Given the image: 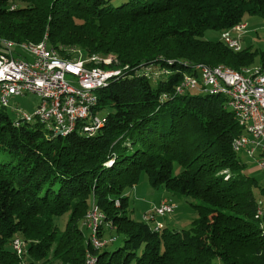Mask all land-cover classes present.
<instances>
[{
  "label": "trees",
  "instance_id": "16d2710c",
  "mask_svg": "<svg viewBox=\"0 0 264 264\" xmlns=\"http://www.w3.org/2000/svg\"><path fill=\"white\" fill-rule=\"evenodd\" d=\"M246 16L264 18V0H0L1 38L45 43L65 60L113 59L108 68L122 70L98 92L96 113L107 114L91 136L16 127L0 108V264H85L87 255L95 264H264L254 195L264 188L233 149L245 131L222 95L175 93L198 65L264 70V51L255 63L250 49L204 39ZM150 65L168 70L152 80ZM143 174L197 202L190 229L155 232L128 215ZM94 206L104 216L98 237L114 236L100 249L83 232Z\"/></svg>",
  "mask_w": 264,
  "mask_h": 264
},
{
  "label": "built area",
  "instance_id": "2783aa9c",
  "mask_svg": "<svg viewBox=\"0 0 264 264\" xmlns=\"http://www.w3.org/2000/svg\"><path fill=\"white\" fill-rule=\"evenodd\" d=\"M226 45H237L241 38L227 39L221 36ZM102 64L104 67H92V73H83V65ZM113 63L102 59L94 62H83L80 60H68V64H59L54 61L51 54L45 50H37L35 54L23 53V51H12L8 46L0 45V77H24L26 87L9 88L1 90L0 102L7 108L12 100L27 95H34L40 99V104L34 116L23 113L19 108H14V124L18 125V119L34 120L43 127L53 128V120L63 121L64 130L71 129V122H79V130L90 135V128H97L101 123L96 111L95 115L87 114V106L91 96H85V100L65 99V91L76 90L85 93L89 86L96 85L100 81H111L122 75V70L108 68ZM126 69V68H125ZM168 69L150 65L143 69V74L154 80L166 73ZM68 77L71 79L69 80ZM73 80V81H72ZM220 85L231 86L241 95V104H235L239 109L238 124L245 131L246 135L239 137V143H246L249 159H251L250 144L258 143V149L264 151L261 145L264 141V117L262 111H256V103H263L264 108V71H257L250 75V78H235L233 74L225 71L197 70L196 75H182V80L175 87V93L197 88L218 89ZM42 91H53L54 103H44ZM166 97V96H165ZM48 109H56V117L48 116ZM256 167L264 171L262 161L253 160ZM177 204L169 199H163L159 205L143 215L151 226L162 224L160 219L172 215L177 210ZM96 218V212H94ZM93 218V219H94ZM18 250L26 251V245L15 240Z\"/></svg>",
  "mask_w": 264,
  "mask_h": 264
},
{
  "label": "bare ground",
  "instance_id": "6f19581e",
  "mask_svg": "<svg viewBox=\"0 0 264 264\" xmlns=\"http://www.w3.org/2000/svg\"><path fill=\"white\" fill-rule=\"evenodd\" d=\"M247 30L246 23H240L237 26L233 27L231 30L224 32L221 34V36L225 35V38L227 39H234L237 38L232 35V33L236 34L238 33V37L241 38V34H244ZM225 44V43H224ZM0 45L1 46H8L9 49L12 51H23V53L27 54H35L37 50H45L46 53H49L52 55L54 61L58 62L59 64H68V60L61 59L54 50L49 49L45 43H39V44H33V43H16L13 41H9L7 39L0 37ZM226 45V44H225ZM230 50L234 52H240L241 49V40L240 42H237V45H226ZM109 61L112 63L113 59H109ZM84 62V61H83ZM194 69L197 70H207V71H225L228 74H233L235 78H250L251 74H254L257 71H264L261 67H253V68H244L241 71H235L233 69H230L225 66H217V67H205V66H195ZM83 73H92V69L87 68L85 65H83ZM0 84H1V90H9V88H17V87H26V79L24 77H0ZM109 84V81H100V83L96 85L89 86L85 89V93H80V91L76 90H68L65 91V99L69 100H85V96H91V99L89 100V104L87 106V114L88 115H95V111H97L98 107V91L102 90L103 88H106ZM194 91H203V92H212L216 94L222 95L223 98L226 99L227 106L229 108V111H231L235 119L238 123L239 117V109L235 104H241V95H239L238 92L231 86L227 85H220L218 89L214 88H197L192 89ZM191 90V91H192ZM42 100L44 103H54V93L53 91H42ZM0 108H7L4 106V104H1L0 102ZM256 111H262V116L264 117V108L263 103H256ZM48 116L49 117H56V109H48ZM104 118V117H103ZM35 124L36 121L29 120V119H18V125L15 124L16 127H20L22 125L26 124ZM105 123V119H102L101 123L97 126V128H90V135H94ZM50 132L53 133V135H62V136H68L72 134L74 131L79 130V122H71V129L63 130V121L61 120H53V128L50 129L46 127ZM233 149L237 153H244L245 155H248V148L246 146V143H239V138L235 139L233 143ZM258 143H251L250 144V152L251 153V159L255 160L257 154H258ZM261 159L257 161H262V165H264V151H260ZM92 212V218H94V212H96V218L93 219V222L90 226V229L92 230V243L95 248H102L105 246L107 242H100L97 240V232L99 225L103 222L104 216L99 212V209L94 206L91 209ZM175 213V211H172V214ZM90 214V213H89ZM90 218V217H89ZM91 218V219H92ZM256 218L260 221L261 226L264 227V207L261 203H258V208L256 211ZM146 221V220H145ZM90 223V222H89ZM164 228L163 224H158L157 226H153V229L155 232H159ZM19 241L23 242L19 239ZM24 243V242H23ZM25 244V243H24ZM13 250L20 256L26 253L25 251L18 250L16 248L15 241L13 242ZM96 260L91 255H87L85 264H95Z\"/></svg>",
  "mask_w": 264,
  "mask_h": 264
},
{
  "label": "rangeland",
  "instance_id": "374dc122",
  "mask_svg": "<svg viewBox=\"0 0 264 264\" xmlns=\"http://www.w3.org/2000/svg\"><path fill=\"white\" fill-rule=\"evenodd\" d=\"M243 23H246L247 30L244 34H241V49H250L251 51L256 53L257 57L255 59V63H258L259 55L261 54V52L264 51V18L259 16H246L244 18ZM232 35L238 37L239 34L232 33ZM220 37L221 34L219 32L208 30L205 33L204 39L208 41H218L220 40ZM75 54H77L78 56L77 60H83L84 57L81 52H76ZM104 61H109V59H105ZM253 67L260 66H252L251 68ZM68 79L70 80L71 78L68 77ZM190 94L203 96V93L194 90H192ZM39 104L40 99L38 97L34 95H27L25 97L15 98L14 100H12L10 107L4 109L12 118L15 117L14 108H19L20 110H22L23 113H26L29 116H34ZM106 114L107 111L101 113L100 117H105ZM261 145L264 146V141H262ZM258 151L260 152L259 149ZM259 152L255 160L261 159ZM239 156L248 166L245 172L250 177L257 180L259 187L264 188V171L258 169L253 160L249 159L244 153H240ZM129 195L130 208L128 210V215H130L133 219L136 220L141 221L145 213L151 211L155 205H159L160 202L165 198L169 200L172 199L178 205V208L172 215H168L166 218L159 220L160 222H162L164 227L171 230H188L191 228L193 221L198 217L196 209L191 205L192 203H197L196 201L190 198L173 196L169 191H167L163 187H153L152 185H150L149 179L145 174L141 176L140 182L138 183L136 188L130 191ZM254 195L257 200H259L258 203H261L264 207V195L260 192L259 188L254 189ZM89 213L87 216V227L89 229L86 226L83 227V232L86 237H90V234L92 233L90 226L93 222V218L91 217L92 212L90 211ZM102 225L103 222L99 226L101 227ZM100 227L98 228V232L100 230ZM113 235H116V233L114 232ZM108 237L113 238L114 236H105V238ZM96 238L100 242H109L112 240V238L102 240L98 237V233ZM120 245H122V237L118 236V241L112 246V248L115 249ZM216 264L220 263L216 262Z\"/></svg>",
  "mask_w": 264,
  "mask_h": 264
},
{
  "label": "crops",
  "instance_id": "0c3cea01",
  "mask_svg": "<svg viewBox=\"0 0 264 264\" xmlns=\"http://www.w3.org/2000/svg\"><path fill=\"white\" fill-rule=\"evenodd\" d=\"M166 199V198H165Z\"/></svg>",
  "mask_w": 264,
  "mask_h": 264
}]
</instances>
